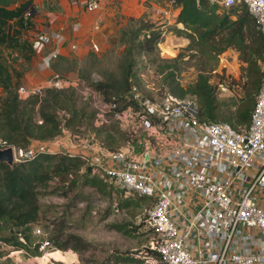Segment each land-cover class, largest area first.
<instances>
[{"label":"built area","instance_id":"2783aa9c","mask_svg":"<svg viewBox=\"0 0 264 264\" xmlns=\"http://www.w3.org/2000/svg\"><path fill=\"white\" fill-rule=\"evenodd\" d=\"M206 1L222 10L244 5L264 39V0ZM70 3H83L88 11L101 7V0ZM50 38L38 33L30 42L33 51L40 53ZM55 38L61 39V33ZM57 56V51L44 55L41 68ZM217 87L226 90L223 83ZM43 90L33 89L39 96ZM17 91L22 95L20 86ZM89 95L99 117L116 112L120 122L129 121L146 137L141 149L128 139L117 149L87 143L76 153L117 190L149 198L143 222L150 234L148 251L133 264H264V65L249 123L237 128L202 118L195 97L157 99L131 84L122 96L127 105L119 110L116 97L105 98L99 91ZM6 148L14 162L32 158L37 150L55 152L22 149L0 137V149ZM18 240L24 243L22 236ZM49 247L48 240L38 243L42 255Z\"/></svg>","mask_w":264,"mask_h":264},{"label":"rangeland","instance_id":"374dc122","mask_svg":"<svg viewBox=\"0 0 264 264\" xmlns=\"http://www.w3.org/2000/svg\"><path fill=\"white\" fill-rule=\"evenodd\" d=\"M158 1L163 6L167 3L166 0ZM174 8L173 4L171 9ZM151 13V17L153 15L160 17L164 14L161 9L152 10ZM144 17L118 18L101 40H95L97 48H93L92 43H89L84 51L79 52L72 48L68 54L57 56L51 61L48 67L52 71L50 82L43 89L46 87L65 89L70 100L67 102L68 107L76 109L80 118L69 130L64 126V121L71 113L62 109L56 110L62 125L61 133L51 140L38 143L59 141L69 130L72 135L71 142L76 145L97 143L109 149H117L128 145L126 140L129 139L134 140L137 149H141L146 141L142 130L129 121L120 122L116 112L105 113L99 117L89 91H98L94 84H105L107 87L100 89L99 92L105 98L110 96L118 98L119 110H122L125 105L122 96L130 84H136L142 92L157 99L171 94L163 77L173 68L176 81L184 87L192 85L199 72L207 74L210 82L216 87V98L223 103L224 110L232 113L238 109L240 101L246 94L248 83L247 62L243 51L228 47L221 52V46L214 52L205 48L200 51L185 50L189 41L181 39L165 41L164 38L168 35L164 33L157 44L158 55L140 54L135 46L137 41H134V34L141 29L144 22L151 26L149 30H164L178 36L173 33L174 16L170 17V20L171 18L173 20L168 23L169 18H158L151 22L149 14H145ZM178 25L176 27L181 28ZM146 32L140 31L141 36ZM100 33L101 31L99 35ZM33 39L34 37L31 41ZM39 56L36 52L31 59L26 60L21 55H11L8 63L12 73L13 69L23 74L27 73L33 68V64L38 62ZM176 56L178 60L173 65L171 63V68L162 69L165 59ZM256 59L261 72L264 65V47ZM126 73L130 75L129 84L123 87ZM22 79H26L24 75ZM57 80L59 84L53 85L52 83ZM219 83L226 85V90H219L217 87ZM18 84H23L20 86L23 90L21 94L25 92L26 95L34 94V87L27 90L23 80ZM188 97L194 96L186 95L184 98ZM83 171L82 169L76 175H69L66 180L54 178L40 187L39 218L30 226L28 247L20 250L27 254L25 256L31 264H38L36 257L43 253L33 246L45 240L50 242L46 252L53 251L56 257L61 256L60 251H66L74 246L78 249L75 251L73 262L68 259L64 262L46 258L43 259L45 264H130L123 262L122 259L125 257H135L142 262L143 255L148 251L146 246L149 245L150 234L141 223L144 221L145 208L149 203L144 202L136 208L120 207L118 204L120 200L133 195L125 194L114 186L109 193H98L94 188L82 183ZM117 225H125L123 227L125 230L133 231L125 233L119 230ZM36 228L41 232L32 233V229ZM3 234H7V230L4 229ZM54 241L64 244L67 248L65 250L57 248Z\"/></svg>","mask_w":264,"mask_h":264},{"label":"trees","instance_id":"16d2710c","mask_svg":"<svg viewBox=\"0 0 264 264\" xmlns=\"http://www.w3.org/2000/svg\"><path fill=\"white\" fill-rule=\"evenodd\" d=\"M171 1L180 7L175 17L173 33L188 39L189 44L185 50L200 51L205 48L214 52L219 46L221 52L228 47L240 49L247 62L248 83L244 98L238 109L232 113L226 112L223 103L217 100L216 87L205 73L199 72L194 83L184 87L176 81L173 68L163 77L169 92L179 98L194 96L202 118L226 121L235 128L240 124L248 125L254 93L261 78L256 56L262 53L264 47V39L256 30L252 16L242 4L222 10L218 5L208 4L206 0ZM36 12L33 0H0V137L22 149L34 147L35 142L51 140L61 133L62 125L56 110L62 109L71 113L64 121V126L69 130L80 118L76 109L68 107L67 102L70 100L65 89L46 87L42 96L34 93L25 98L17 91L23 73L16 69L12 73L8 58L13 54L21 55L26 60L34 56L31 43L24 35L34 26ZM179 23L182 28L176 27ZM150 27L144 22L141 29L134 34L138 53L147 56L158 55L157 44L161 35V30H149ZM140 31L148 32L141 36ZM177 60V56L165 59L162 69L171 68ZM129 78L130 75L126 73L123 87H127ZM94 86L98 91L107 87L102 83ZM88 168L78 154L60 150H37L32 158L11 165L0 162V242L10 243L21 249L28 247L30 226L39 218L40 187L54 178L66 180L69 175H76L83 169V184L101 194L111 192L113 185L103 177L93 174ZM144 202L149 203V198L133 195L123 198L118 204L120 207L136 208ZM123 227L125 225H117L125 233L133 231ZM4 229L7 234H3ZM19 236L23 237L24 243L18 240ZM54 243L59 249L67 248L64 244L56 241ZM33 247L38 250V243ZM71 249L78 250L76 246ZM122 260L130 264L141 262L135 257H125Z\"/></svg>","mask_w":264,"mask_h":264},{"label":"crops","instance_id":"0c3cea01","mask_svg":"<svg viewBox=\"0 0 264 264\" xmlns=\"http://www.w3.org/2000/svg\"><path fill=\"white\" fill-rule=\"evenodd\" d=\"M166 2L167 3L163 6L158 0H101V7L98 10L88 11L84 8L83 3L73 5L70 3V0H33V5L37 11L33 18L34 26L28 30L24 37H26L29 42H31V39L38 33H46L50 35L51 38L44 49L38 53L40 55L38 62L33 64V68L30 71L23 74L26 79H22V75L20 83L23 80L27 90L33 87H44L50 82V75L52 73L50 69L41 68L40 66V61L44 55H47L51 51H57L58 56H64L72 49V45H74L77 51H84L87 44L93 43L95 40H101L118 18H145V14H149L151 22L158 18L165 17L169 18L167 21L168 23L173 20L172 18L170 20L172 16H174L173 18L175 21L180 7L171 0H166ZM173 4L175 8L171 9ZM157 9H161L164 14L160 17H157L158 15H153L151 17L152 10ZM163 20L165 19H162V21ZM179 25L182 28V24L179 23ZM100 31L101 33L99 35ZM59 32L62 38L56 39L55 34ZM164 33L168 35L167 38H164L165 41H176L179 39L188 41L187 38L183 36H174L171 32L166 33V31L162 30L161 35ZM22 85L23 84H18V86ZM25 93L21 96H27V93ZM71 136L68 130L59 141L51 143H38L39 141H37L34 143V147L51 149L53 151L60 150L69 154L81 151L85 145L73 144L71 142ZM37 145H39V147ZM15 247L16 246L10 243L0 242V264H31L25 256L27 254H24L20 248ZM60 253V257H56L53 251L46 252L47 255L39 254L36 260H38V264H45L43 259L46 258H54L56 261L64 260V262L66 259L72 262L74 261L76 255L74 250L67 249L63 252L60 251Z\"/></svg>","mask_w":264,"mask_h":264},{"label":"water","instance_id":"95a60500","mask_svg":"<svg viewBox=\"0 0 264 264\" xmlns=\"http://www.w3.org/2000/svg\"><path fill=\"white\" fill-rule=\"evenodd\" d=\"M0 162H5L9 165L14 163L13 153L11 148L0 149ZM88 170L90 171V168H88Z\"/></svg>","mask_w":264,"mask_h":264}]
</instances>
